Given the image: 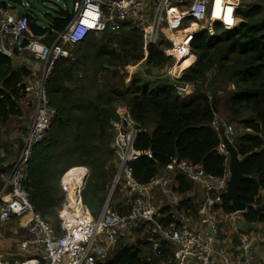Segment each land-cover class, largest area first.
Masks as SVG:
<instances>
[{
  "label": "trees",
  "instance_id": "16d2710c",
  "mask_svg": "<svg viewBox=\"0 0 264 264\" xmlns=\"http://www.w3.org/2000/svg\"><path fill=\"white\" fill-rule=\"evenodd\" d=\"M24 1L29 3L23 12L31 32L45 37L47 44L64 30L74 13L58 7L40 17L31 0H0V5L9 7L10 3L20 9ZM237 16L243 22L232 30L217 22L214 33L207 27L197 33L193 42L196 61L177 78L196 85V91L188 96L180 95L170 80L130 73V63L146 61V75L175 64L167 51L171 46L168 40L163 37L157 46L147 45L132 21L122 22L116 31L107 28L92 33L73 50L75 59L57 60L47 81L55 118L47 137L34 149L24 183L36 211L52 219L59 229L67 193L61 179L71 167H85L90 172L84 201H104L117 171L111 121L116 118L115 106L124 102L142 128L136 149L152 152L132 163L133 176L141 183L151 182L170 162L180 160L201 165L207 174L228 173L229 158L219 151L221 137L213 122L219 116L233 124L235 133L229 138L248 177L240 188V198L247 205L241 216L264 229V4L246 7L243 2ZM16 66L10 56L0 54V125L22 115L23 82L30 72ZM87 72L102 83L95 95L85 84ZM3 163L10 165L7 154H0V165ZM177 182L174 191L183 197L178 204L162 206L163 223L175 211L198 214L199 206L189 196L193 183L182 172ZM122 201L117 198L112 206L124 214L128 209L121 210ZM225 201L227 211H234L227 196ZM141 233L137 231L142 238L133 243L118 244L104 264L170 262L174 243L165 241L155 249L148 234Z\"/></svg>",
  "mask_w": 264,
  "mask_h": 264
},
{
  "label": "built area",
  "instance_id": "2783aa9c",
  "mask_svg": "<svg viewBox=\"0 0 264 264\" xmlns=\"http://www.w3.org/2000/svg\"><path fill=\"white\" fill-rule=\"evenodd\" d=\"M245 1L249 0H80L75 6L74 16L52 44L45 43L41 37L30 32L27 16L16 17L11 7L0 5V54H4L7 46L14 41L18 57L27 53L44 63L38 83L29 76L23 82L25 93L34 96L35 114L19 156L0 174V237L1 225L12 217L28 219V232L42 252V263L35 259L22 264H104L111 260L118 244L141 239L142 236L137 235L139 230L148 234V241L155 249H159L165 241L174 243L173 258L164 264H264V255L256 247L254 236L246 233L242 235L236 252L221 250L218 252L219 260L215 261V246L222 241L215 221L216 212H223L224 222L231 221L235 228H238L242 217V212H224L222 207L226 205L227 173L222 176L207 174L201 165L180 160L170 162L162 174L149 183L136 180L132 163L142 156H151L152 152L136 149L142 128L124 102L115 106L116 118L111 121L117 171L104 201H96L98 208L95 213L83 199L89 176L87 168H81L85 175L80 178L74 200H71L65 183L66 201L60 212L58 231L36 211L24 185L27 165L34 149L47 137L55 118L46 82L56 61L70 56L68 45L82 42L92 31H103L108 26L116 29L119 20L132 19L143 32L147 45L157 46L163 37L168 40L171 45L169 53L175 58L171 69H176L187 61L192 64L196 59L193 42L202 28L207 27L213 33L215 23L219 22L226 30H232L237 24L236 12ZM174 86L182 96L195 91L191 82L176 79ZM213 127L221 137L219 151L229 158L221 131L228 136L233 135V125L217 116ZM177 170L186 174L193 184L203 185V206L198 210L199 217L176 212L167 223H163L162 205L157 202L155 193L169 190L171 183L166 171ZM120 185L124 186L122 190ZM117 189L120 192L126 190L127 197L121 210L127 207V213L123 214L112 206ZM171 194L172 205L178 204L181 195L175 191ZM0 264H6L1 257Z\"/></svg>",
  "mask_w": 264,
  "mask_h": 264
},
{
  "label": "crops",
  "instance_id": "0c3cea01",
  "mask_svg": "<svg viewBox=\"0 0 264 264\" xmlns=\"http://www.w3.org/2000/svg\"><path fill=\"white\" fill-rule=\"evenodd\" d=\"M65 1L67 4L70 3L69 0H65ZM77 2H80V0L71 1V3L73 4V7L70 9H72V11L74 12L73 16L75 14V6H76ZM245 3H246V7H248L250 5H257V4L259 5L261 3L264 4V0H249V1H245ZM22 5H23V8L21 7L22 9L21 8L19 9V8H15V7L11 6L10 3L8 4V6L11 7L12 12L16 17H21L25 14V12H23V9H25L26 7L28 8L29 3H28V1H24L22 3ZM68 7L66 6L65 8H68ZM127 20L132 21L137 26L135 21L132 19H122V20L118 21L119 26L116 29H112L110 26H108L107 28H109L113 31H116L121 27L122 22L127 21ZM242 22H243V20L241 18H237V24L236 25H238ZM138 29L140 30L139 27H138ZM30 32H31V30H30ZM101 32L102 31H92L89 35H91L92 33H101ZM142 34H143V32H142ZM57 36H58V34H57ZM57 36L54 39V41L57 39ZM143 36H144V34H143ZM41 38L44 41L45 37H41ZM11 40H12V38H11ZM54 41L52 43H54ZM80 43L68 45L67 50L70 52V56L61 57V58H73V59H75L76 56H75L73 50L76 49V47ZM14 45H15V43L13 41L11 44H9L7 46L4 54L10 56L18 64V66H16L17 68H22V67L26 68L30 72L29 77L33 81L38 83L41 79V75H42V72L44 70V63L42 61L36 60L35 58L31 57L27 53L25 56H29V57L26 58V60L24 62H18L16 60V59H18L17 48ZM168 51H169V49H168ZM195 61H196V59L194 60V62ZM194 62L188 67V69H190V67L193 66ZM139 65L144 66L143 67V74L146 78L149 77L144 72L145 69L147 68L146 67V61H143L141 64H138V65H133L132 63H130L128 65V70L130 71V73L132 75L142 74V73H140L141 71L134 72L135 71L134 68L136 66H139ZM106 66H108V65H106ZM188 69H186V70H188ZM155 70L160 71L158 69H155ZM155 70H152V73L156 72ZM161 70H167V71L170 70L169 79H172L170 81H174L173 84H175V81L177 78H175V77L173 78L172 75L176 74L177 75L176 77L179 78L186 71V70H184L181 73H176L175 72L176 69H171V67L170 68L166 67V68H163ZM88 75H92V72H87V77H88L89 81H86L85 84H86L87 88L92 92L91 95H95V94H97L99 88L102 86V83L99 82L98 76L96 78H93L92 76H88ZM46 87H47V82H46ZM24 103H26L29 106H33L34 111H33V115L30 118V122L27 125L22 124V123H18L16 121V122H12L14 124L18 123V125L16 127L13 128L10 126V130L16 129V130H19L20 132H22L21 134H19L21 136L22 140H17V141L12 142L11 140H15V139H9V140L4 141L5 147H7V151H9L11 148L13 149V157L11 158L10 164H12L17 159V157L19 156L20 151H21L22 147L24 146L25 137H26L28 130L32 124L34 114H35L34 96L30 95V94H26L25 97L20 101L21 105ZM13 133L14 132H12V134H10L11 138H13L12 137ZM229 136H228V138H229ZM8 147H10L9 150H8ZM0 154L2 156L6 155L4 153L3 147L0 148ZM166 173L169 175V178H170V183H171L170 188H169V190H158V192H156V195H155L157 202L161 203L162 206H165L167 204L172 205L171 191H174V188H176L178 185L177 175L179 174V170L172 171V172L166 171ZM227 175H230L229 171H228ZM61 181L64 185V178L63 177H62ZM193 185H194V189L192 192L189 193V196L195 199V203L198 204V206H199L198 210H199L203 206L204 187L202 184H193ZM1 187L2 186H0V191H1ZM262 195L264 196V193H262ZM126 197L127 196H120L119 197V201L123 199V201L121 202V207L125 204L124 201H125ZM160 197H164L165 199H167L165 201V203H163V200H159ZM182 197L183 196H181V198ZM223 209H224V212H227V206L226 205L224 206ZM222 214H223V212L218 211V212H216V215H215V221L219 227V231L221 233L220 236H222V241L215 246V255H216L215 261L219 260L218 252H220L221 250H226L230 253L236 252L238 247L241 245L242 235L244 233H246L247 235L254 236V243H255L256 247H258L260 252L264 255V247L261 245V241H262V243L264 242V238L262 237L263 236V229H260V227H259L258 230H253V229L245 230V229L241 228L239 226V224H237L238 228H235V226L232 223H230L231 221L224 222L225 220L222 219ZM190 215H192V214H190ZM192 216H195V215L193 214ZM199 216L200 215H198V214L196 215V217H199ZM27 222H28V219L12 217L8 221H6L3 225H1L2 234L0 237V257H1V260L3 262H5L6 264H22L26 260H35V259H39L41 261V263L43 262L42 257H41V253H42L41 248L36 243L33 242L32 236L29 234L28 229H27ZM259 234L262 235V236H259L260 238L258 237Z\"/></svg>",
  "mask_w": 264,
  "mask_h": 264
},
{
  "label": "rangeland",
  "instance_id": "374dc122",
  "mask_svg": "<svg viewBox=\"0 0 264 264\" xmlns=\"http://www.w3.org/2000/svg\"><path fill=\"white\" fill-rule=\"evenodd\" d=\"M31 1H33V3L35 4V11H36V13L41 17V16H43V14L45 13V12H47V11H53V9H55V8H58V7H68V8H72L73 7V4L71 3V1H73V0H69V2L70 3H66V1L65 0H44V4L41 2V1H43V0H31ZM78 3V2H77ZM237 25L235 24L234 25V28L236 27ZM167 51H168V49H167ZM29 56H25V57H18V59H16L18 62H24L25 60H26V58H28ZM15 65H17L18 66V64L15 62ZM143 65H139V66H136L135 68H134V72H138V71H141L140 73H142L143 74ZM176 70H178L177 68H176ZM182 70V69H181ZM185 69H183L182 71H184ZM156 71V70H155ZM144 75V74H143ZM147 76H149V77H147V79H156V78H158V79H161V80H172V79H169V77H170V70H160V71H156V72H154V73H152V74H150V75H147ZM172 77L174 78L175 77V75H172ZM172 82H174V81H172ZM194 87H195V91H196V85L194 84ZM193 89V88H192ZM194 90H193V92H195ZM120 104V103H119ZM118 105V104H117ZM21 109H22V115H20V116H16V117H13L7 124H1V126H0V148H2L3 147V150H4V153L5 154H7V159H8V161L10 162L11 161V158L13 157V149L11 148L10 150H9V148L10 147H8V150L9 151H7V147H5V143H4V141L5 140H9V139H15V140H11L12 142H14V141H17V140H22L21 139V136L19 135V134H21L22 132H20L19 130H16V129H12V130H10V126L11 127H16L17 125H18V123H22V124H25V125H27L29 122H30V118H31V116L33 115V111H34V107L33 106H29V105H27L26 103H24V104H22L21 105ZM18 122V123H12V122ZM233 125V124H232ZM233 127H234V130L236 129L235 128V126L233 125ZM112 130V129H111ZM12 132H14L13 133V135H12V137L13 138H11L10 137V134H12ZM113 132V131H112ZM111 132V133H112ZM234 133H235V131H234ZM17 134V135H16ZM19 135V136H18ZM232 135V134H231ZM112 136H114V133H112ZM14 163V162H13ZM10 164V163H9ZM11 165V164H10ZM9 166V165H8ZM7 167V166H6ZM74 168H77V167H71L69 170H71V169H74ZM68 171V170H67ZM66 171V172H67ZM65 172V173H66ZM1 174V173H0ZM65 175V174H64ZM89 176H90V172H89ZM126 191V190H125ZM125 191L124 192H120V191H117V193H116V195H115V199L114 200H116L117 198H119L120 196H127V194L125 193ZM122 193V194H121ZM159 200H163V203H165V201L167 200V199H165L164 197H160V199ZM46 221H48L49 222V224L53 227V228H56V225H55V223H54V221H51L52 219H47V218H44ZM60 228V227H59ZM57 230V229H56ZM59 230V229H58ZM57 230V231H58ZM141 234H143V233H141ZM135 237H136V235H135ZM263 238H264V229H263V236H262ZM261 245L264 247V242L262 243V241H261Z\"/></svg>",
  "mask_w": 264,
  "mask_h": 264
},
{
  "label": "water",
  "instance_id": "95a60500",
  "mask_svg": "<svg viewBox=\"0 0 264 264\" xmlns=\"http://www.w3.org/2000/svg\"><path fill=\"white\" fill-rule=\"evenodd\" d=\"M16 47V44L14 45ZM221 135L223 138V141L226 145V148L229 152V180L227 182L228 187L226 191V196L231 200L232 206L235 210L240 212H245L247 209V205L241 200L240 198V188L242 182L247 179V175L243 172L242 169V160L241 157L237 151V148L232 143V141L228 138L226 133L224 131H221ZM7 166V163H3L0 165V173L3 171V169ZM88 205L91 209L92 213H95L98 208V203L96 201H89ZM261 210V207L260 209ZM239 226L245 230L253 229L258 230L259 225L255 223H251L245 218L241 217V219L238 222Z\"/></svg>",
  "mask_w": 264,
  "mask_h": 264
},
{
  "label": "bare ground",
  "instance_id": "6f19581e",
  "mask_svg": "<svg viewBox=\"0 0 264 264\" xmlns=\"http://www.w3.org/2000/svg\"><path fill=\"white\" fill-rule=\"evenodd\" d=\"M190 65H191V61H187V62L183 63L182 65H180L179 67H177L178 70H175V72L176 73H181L183 69H185V70L188 69V67ZM81 168H84L85 169V167H77V168L68 170L65 173V175L63 176V178H64V185L66 183L67 186H68V188H69V196H70L71 200H74V192L77 189L78 185L80 184V178L81 177H84V175H85V172ZM88 178H89V176H88ZM87 181H88V179H87ZM65 188H66V185H65ZM119 188L122 190L124 188V186L123 185H120ZM116 191H118V189ZM156 192H158V191H156ZM155 195H156V193H155ZM222 207H224V206H222ZM176 212L177 211L173 212V214H175ZM183 213L189 214L186 211H183Z\"/></svg>",
  "mask_w": 264,
  "mask_h": 264
},
{
  "label": "clouds",
  "instance_id": "9594fccd",
  "mask_svg": "<svg viewBox=\"0 0 264 264\" xmlns=\"http://www.w3.org/2000/svg\"><path fill=\"white\" fill-rule=\"evenodd\" d=\"M236 16H237V12H236ZM238 17V16H237ZM217 23V22H216ZM219 23V22H218ZM222 24V23H221ZM225 27V26H224ZM234 29V28H233ZM241 219V218H240Z\"/></svg>",
  "mask_w": 264,
  "mask_h": 264
}]
</instances>
